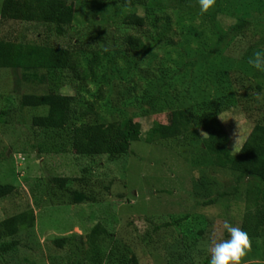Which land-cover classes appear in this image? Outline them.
Masks as SVG:
<instances>
[{"label": "rangeland", "instance_id": "1", "mask_svg": "<svg viewBox=\"0 0 264 264\" xmlns=\"http://www.w3.org/2000/svg\"><path fill=\"white\" fill-rule=\"evenodd\" d=\"M223 1L225 13L165 8L166 4L160 0L162 9L149 8L145 15L142 10L100 4L99 0H72L74 13L71 25L65 29L66 37L51 41L53 45L78 53L108 49L110 57L98 67L97 77H103L111 69V77L104 85L99 79L90 81L81 72L72 71L46 72L43 73L47 78L45 84L24 85L17 72L0 69V184L15 189L0 200V222L29 209L35 216L34 228L18 235L17 250L0 259V264H92L86 236L97 224L114 236L115 245H109V251L113 249L117 256L125 246L137 255L140 264H169L167 258L174 261L178 255L182 261L175 264H208L210 241L225 235L223 222L227 220L241 227L246 211L245 191L234 203L227 202L234 198L225 196L234 186V179L227 171L217 172L207 167L209 158L199 145L205 134L198 121H193L188 134L194 142L191 147L185 146L183 140L154 144L144 141L153 123H170V112L174 109H189L198 116L208 112L205 109L210 105H222L226 111L218 114V119L230 137L231 153L236 154L260 119L254 111L242 113L241 109L233 108L236 102L233 97L235 93L238 97L242 88L251 91L258 85L264 90V72L256 71L248 62L256 52H264V0ZM133 13L146 18L143 28L122 26L125 16ZM234 14L240 19H257L242 31L243 38L218 47L214 25L226 31L235 23ZM6 27L12 28L7 35L25 29L28 38L36 33L21 22L6 23L3 31ZM129 35L141 40L137 52L127 51L125 39ZM116 50L123 52L126 59L116 57ZM209 50L217 53L206 65L185 67L188 59L192 61ZM83 58L74 56L73 60ZM81 77L83 80H79ZM160 85L163 87L155 93ZM49 92L74 98L77 115L89 109L87 119H79L78 124L89 122L94 113L106 122L132 114L141 126L140 139L131 144L127 156L115 161H109L106 156L74 155L67 133H44L30 128L32 118L46 115L47 108L29 109L18 105L23 94ZM148 100L153 101L154 107L140 117L139 106ZM52 177L68 178V191L88 193L90 187L99 202L70 205L69 194L49 184L48 179ZM199 178L207 182L199 190L201 197L197 198L221 197L231 203L228 216L221 206L196 210L191 200H186L185 193L190 197L189 192ZM81 179L87 188L80 183ZM197 211L200 212L189 218L187 231L182 230L185 232L183 246H191L188 253L179 246L181 236L170 228V232H161L163 249L158 245L162 241L155 246L143 239L147 226L144 218L161 224ZM202 230L204 235L200 237ZM261 235L252 241L250 253L243 258H248L247 263L264 264V233ZM62 238H67V243L57 249L54 242ZM100 262L108 264L107 256Z\"/></svg>", "mask_w": 264, "mask_h": 264}, {"label": "trees", "instance_id": "2", "mask_svg": "<svg viewBox=\"0 0 264 264\" xmlns=\"http://www.w3.org/2000/svg\"><path fill=\"white\" fill-rule=\"evenodd\" d=\"M99 1L98 3L100 4L108 3V5L112 6L120 5V7L142 10L145 15H148L149 8H152V10L162 9L159 3L160 0ZM148 2L150 4H147ZM162 2L166 4L165 8L173 6L175 9H182L183 7L186 11L200 10L198 0H162ZM224 3L225 1L223 0H216L215 5L209 11L225 13ZM185 4H188V6H184ZM73 13L74 5L72 0H2L0 5V69L11 71L12 73L17 72L20 82L24 85H31L34 82L43 85L47 80L43 73L65 71H72V73L81 72L84 78L94 82L99 79L102 85L108 83L111 77V69L108 68L103 77H97L99 76L98 67L103 66V61L110 57L108 49L100 50L98 48L97 50L89 52L79 51L80 53H78L75 50H69L60 45H53L52 39L66 37L65 29L71 25ZM233 18L235 21L234 25L224 32L218 29V27L215 28L216 24L214 25L213 34L217 38L218 47L226 46L238 38H243L241 35L242 31L257 19L256 17L252 19H240L235 14ZM145 19V17L139 16L137 13L128 14L123 19L122 26L130 29H140L144 27ZM9 22L27 24L29 28L34 29L36 36L28 38L29 35L25 31L27 29L18 33L9 32L7 35V31L11 27H6L4 31L2 27ZM125 41L128 52L138 51L141 44L138 36L129 35ZM114 53L116 57L126 59V55L124 56L123 52L116 50ZM215 53H217V50H209L206 54L194 58L192 61L188 59L185 67H195L199 64L206 65L209 58ZM80 55L84 57L81 61L73 60L74 56L80 57ZM84 64L85 66H82ZM108 64H110V61ZM162 77L167 78L165 74ZM79 80H83V77L79 78ZM231 81L233 84H236L234 83V79H231ZM161 87L163 86L160 85L155 90V93ZM243 90L242 88L239 92V96L242 94L241 100H239V96L237 97V93H235L236 95L233 98L236 102L233 108L237 107L241 109L242 113L254 111L256 113L255 116L260 119L253 125L246 140L236 154L231 153L229 149L230 137L218 119V114L226 111V108L222 105H210L208 109H205L208 112H202L198 116H195V111L192 113L189 109H174L170 112V123H153L144 141L147 144H154L157 142L183 140L185 146L191 147L194 145V142L189 140L188 134L191 133L193 128V121H198L201 131L205 134V138L199 142V145L209 158L207 167L217 172L227 171L232 174L234 179V186H232L229 194L225 195L234 198L227 202L234 203L235 199L237 197L240 198L243 191H245L244 204H246V211L242 216L241 228L249 234L252 243L253 240L262 237L261 233H264V90L258 85L254 89H251L252 92L249 88ZM73 102L74 98L55 94L54 92L43 95L29 93L23 94L19 98L18 105L20 108L29 109L47 108L46 115L32 118L30 128L34 131H43L44 133L49 131L58 132L59 135L67 133L69 137L68 145L72 153L78 157L106 156L109 161H115L127 156L131 144L140 139L141 126L133 120L132 114L120 120L106 122L104 118L100 117V115L96 117L97 113H94L89 122L85 123L84 121V123L78 124L77 121L79 119H87L86 115L88 114L86 111L89 109L85 112L81 111L77 115ZM125 102L126 99H124ZM152 103L153 101L148 100L146 104H140V117H143L144 113L154 107ZM201 110L198 108L197 111L201 112ZM14 149H12L13 152ZM32 149L36 151L34 150V146ZM48 181H50V185L56 186L58 190L69 194L70 205H78L84 202L96 204L99 202L94 197L95 192L90 187L88 193L84 192L85 190L68 191L67 189L70 185L68 178L52 177ZM205 182L207 181L204 178L195 180L194 187L189 192L190 197H188V193H185L186 200H191V204L196 210L221 206L227 215V210L231 203L225 202L221 197L197 198L201 197L199 190H201ZM80 183L84 184L86 188L88 187L83 179L80 180ZM105 190H108V187ZM14 191L13 186L0 184V200L11 195ZM199 212H186L184 215L181 214V216L178 215L172 218L170 222L161 224L144 218L147 226L143 232V239L145 241L147 239L155 246L162 241L158 245H160V249H163L165 243H163L164 236L162 237L161 232L166 233V230L169 231L170 228L173 233L177 232L181 236H176L180 237L182 243L179 246L188 253V249L191 246H183L184 240L182 238L185 237L183 235L185 232L182 230H186V226L189 225V218ZM34 225L35 216L30 209L2 220L0 222V259L9 254L10 251L17 250L20 245L17 240L18 235L24 230L33 229ZM199 235H201L200 237L204 235L203 230L199 231ZM226 235L225 233L224 236ZM159 238L160 240H158ZM5 239L8 240L4 242L3 240ZM66 239L56 240L54 242L55 247L62 249L63 245L67 243ZM114 240V236L109 234L101 225L97 224L92 228L86 236V244L89 248V252L87 253L90 255L89 257H92V264H101L100 260L104 256H107L108 264H140L137 255L125 246H123L124 250L119 256L114 253L112 248V251H109V245L111 247L115 245ZM112 257L116 260L112 259ZM167 260L169 264L182 261L180 255L174 261L171 258H167ZM242 261L246 264H252L247 263L248 258ZM243 262L242 264H244ZM188 264L192 263L188 262Z\"/></svg>", "mask_w": 264, "mask_h": 264}, {"label": "clouds", "instance_id": "3", "mask_svg": "<svg viewBox=\"0 0 264 264\" xmlns=\"http://www.w3.org/2000/svg\"><path fill=\"white\" fill-rule=\"evenodd\" d=\"M200 12L206 13L216 0H198ZM258 72H264V52H256L254 58L248 61ZM223 232L227 235L214 238L208 247V264H242V260L251 250L249 234L239 226H234L227 220L222 224Z\"/></svg>", "mask_w": 264, "mask_h": 264}]
</instances>
